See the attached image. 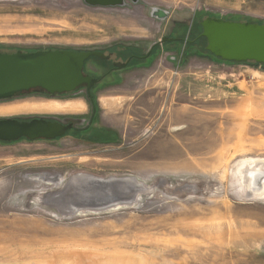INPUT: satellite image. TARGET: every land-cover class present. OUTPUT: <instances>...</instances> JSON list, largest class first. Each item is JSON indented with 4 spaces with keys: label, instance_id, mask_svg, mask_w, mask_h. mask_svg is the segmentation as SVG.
I'll list each match as a JSON object with an SVG mask.
<instances>
[{
    "label": "rangeland",
    "instance_id": "rangeland-1",
    "mask_svg": "<svg viewBox=\"0 0 264 264\" xmlns=\"http://www.w3.org/2000/svg\"><path fill=\"white\" fill-rule=\"evenodd\" d=\"M208 16L264 23V0H0V51L114 52L122 62L154 46L95 89L86 140L69 130L0 142V264H81L78 254L95 264H264V197L242 177L264 160V66L213 58L199 23ZM87 61L97 75L109 66ZM26 93L0 106L64 109L0 118L88 120L84 90ZM109 178L129 180L103 187ZM148 245L156 257L137 248Z\"/></svg>",
    "mask_w": 264,
    "mask_h": 264
},
{
    "label": "water",
    "instance_id": "water-1",
    "mask_svg": "<svg viewBox=\"0 0 264 264\" xmlns=\"http://www.w3.org/2000/svg\"><path fill=\"white\" fill-rule=\"evenodd\" d=\"M199 23L201 36L206 40L205 50L214 57L227 62L264 65V23L211 16ZM171 40L167 37L161 39L163 42ZM90 57L108 59L109 55L101 51L69 49L0 51V100L29 91L53 97L75 92L81 86L85 87L91 99L90 89L96 79L83 70ZM125 65L114 63L115 67ZM72 127V122L52 117H1L0 142L55 140Z\"/></svg>",
    "mask_w": 264,
    "mask_h": 264
},
{
    "label": "bare ground",
    "instance_id": "bare-ground-1",
    "mask_svg": "<svg viewBox=\"0 0 264 264\" xmlns=\"http://www.w3.org/2000/svg\"><path fill=\"white\" fill-rule=\"evenodd\" d=\"M59 109H64V106L61 104L54 103V102H52V104L51 103L42 104V105H37V106H34V105L0 106V114L1 115L10 114V113H14L20 110L21 111H47V110H59ZM242 175L241 176L244 179L243 182L245 181V184L247 188L249 189V191H252L251 194L253 195V197H261V196L264 197V160H253L249 162L247 166L242 170ZM75 177L73 181H79L80 178H77V176ZM113 179L115 178H109L108 180L104 179L103 181L99 180V182L101 184L104 183L103 187L106 188L108 186H111V183L113 181H115L116 183L124 184L128 182L129 180V178L128 180H125V178H123V180L121 179L113 180ZM203 228H206V227H203ZM207 230L203 229V232L209 238L214 240L217 244L224 243V234L221 231H219L220 228H211V229L207 228ZM228 243L230 245V247L228 246L229 249L232 248L233 246L232 240H229ZM137 248H139L138 250L141 252H144V253L146 252L150 258L156 257L155 254L158 252L157 249H159L158 246H151V245H148L147 247L138 246ZM146 248H149V250H147ZM76 258H77V261L81 264H95L94 260L97 259V256L88 255V254H78Z\"/></svg>",
    "mask_w": 264,
    "mask_h": 264
},
{
    "label": "flooded vegetation",
    "instance_id": "flooded-vegetation-1",
    "mask_svg": "<svg viewBox=\"0 0 264 264\" xmlns=\"http://www.w3.org/2000/svg\"><path fill=\"white\" fill-rule=\"evenodd\" d=\"M170 39H173V40L167 41V42H176L177 41V38H174V37H172ZM153 50H154V46L151 47V49L149 50V54L148 55H144V54H141V53H137L136 51H131L122 62L121 61L119 62V63H126V65L124 67H115L114 66V63L115 62H118V60H115V57L117 56L116 55L117 53L109 52V58L108 59H105V60L108 61L109 66L108 67H104V70L102 71V74H100V75H97L95 72L90 71L88 69L89 63H91V65H93V66H95L96 63H94V62H89L88 63V61L86 60L85 61L86 68L89 71H88V73H86V70L84 68L83 69L84 72L86 74H89L91 77H93V78L96 79L95 83L93 84V86L90 89L91 99L89 98L88 93L85 90V87L84 86H81L75 92L65 93V94H61V95H56V96H53V97H51L50 95H46V96H48L50 98H63V97H66L68 95L77 94V92H80V91L84 90L85 95L83 97V100L86 99V102L89 105L88 120L83 125H76V124L72 123L73 127L71 129H69V130H72V132L76 133L79 136V139L86 140L84 138L85 137L84 134L90 132L91 128H94V126H95V118H96V114H97V106H96V104H93L92 103L93 99H95L94 98L95 89L97 87H99L98 85H100V84H102L104 82L103 79L105 77L108 78V80L106 81L107 83L113 82V83H116L117 84V82L119 81V77H120L119 72L122 71L123 69L128 68L129 67V63L132 61V59L140 60V59L150 58L151 56H153ZM25 94H27V93H21V94L16 95L15 97H13L11 99H3V100H0V102H9V101H12V100H14L16 98H19L21 96H25ZM30 94H32V93H30ZM43 96H45V93H43ZM67 123H70V122L68 121ZM69 130H67L66 133L62 137L67 136ZM62 137H59L57 139H60Z\"/></svg>",
    "mask_w": 264,
    "mask_h": 264
},
{
    "label": "trees",
    "instance_id": "trees-1",
    "mask_svg": "<svg viewBox=\"0 0 264 264\" xmlns=\"http://www.w3.org/2000/svg\"><path fill=\"white\" fill-rule=\"evenodd\" d=\"M211 56H212L213 58L217 59V60H221V59H219V58L214 57L213 55H211ZM221 61H222V60H221ZM225 62H227V61H225ZM229 63H235V62H229ZM244 64H253V65H256V66H264V65H261V64H257V63H255V62H245ZM92 103L95 104V101L93 100ZM21 140H22V139H21Z\"/></svg>",
    "mask_w": 264,
    "mask_h": 264
}]
</instances>
